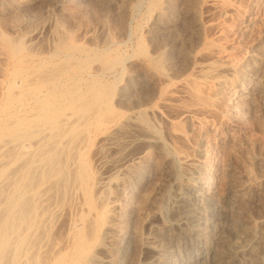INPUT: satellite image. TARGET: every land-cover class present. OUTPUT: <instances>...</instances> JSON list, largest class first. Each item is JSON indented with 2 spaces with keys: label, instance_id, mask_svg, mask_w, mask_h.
Masks as SVG:
<instances>
[{
  "label": "rangeland",
  "instance_id": "1",
  "mask_svg": "<svg viewBox=\"0 0 264 264\" xmlns=\"http://www.w3.org/2000/svg\"><path fill=\"white\" fill-rule=\"evenodd\" d=\"M162 1L0 0V32L29 48L21 54L28 65L0 60V76L6 85L15 69L31 74L37 65H62L59 36L71 35V61L82 64L83 78L114 94L128 85L110 102L128 117L147 111L150 128L128 125L109 140L93 132L86 149L97 181H111L124 232L110 241L114 262L100 254L103 264H264V0H224L227 14L210 0ZM207 41L223 48L240 74L221 72L217 79L229 83L217 86L215 107L200 117L154 112L159 86L185 96L179 89L206 63L199 56ZM150 56L159 58L167 82L146 75ZM111 59L118 62L104 70ZM170 123L182 125L185 142Z\"/></svg>",
  "mask_w": 264,
  "mask_h": 264
},
{
  "label": "bare ground",
  "instance_id": "2",
  "mask_svg": "<svg viewBox=\"0 0 264 264\" xmlns=\"http://www.w3.org/2000/svg\"><path fill=\"white\" fill-rule=\"evenodd\" d=\"M161 1L151 0V5ZM209 3L225 14L230 11L224 0ZM71 37L59 36L58 46L65 51L62 65L56 61L58 65H34L36 69H31V74H23L22 67L12 71L10 65L14 79L6 85L4 76L3 79L0 76V264H103L100 254L112 262L108 255L111 239L124 235L117 213L119 199L112 198L111 181L106 184L104 181L103 185L97 181L88 164L86 149L93 132H102L109 140L128 125L137 128L141 123L143 128H150L145 124L149 125L147 111L128 117V113L110 102L109 97L114 94L112 86L85 80L82 64L71 61L74 48ZM17 39L0 32V60L5 64L9 61L29 64L28 56L21 55L27 54L29 48ZM206 43L205 51L198 55L206 63L200 64L188 81L182 80L185 82L180 84L182 87L178 86L185 96L180 98L176 94L177 87L159 86L160 101H152L156 104L154 112L167 110L176 117L191 120L196 115L200 117L215 107L213 97L220 93L217 86L229 83L227 78L218 80L221 72L237 78L240 70L234 59L224 57L223 48L221 51L209 41ZM116 62L111 59L102 68L111 69ZM5 70L0 71L5 74ZM144 71L153 81L163 83L170 79L155 56L144 61ZM127 86L118 87L114 95L123 94ZM3 88L7 93L4 101ZM171 127L178 140H187L182 125L172 123ZM176 153L183 154L179 149Z\"/></svg>",
  "mask_w": 264,
  "mask_h": 264
}]
</instances>
